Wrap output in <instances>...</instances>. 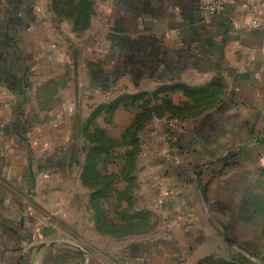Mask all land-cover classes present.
Returning <instances> with one entry per match:
<instances>
[{
    "label": "crops",
    "instance_id": "crops-1",
    "mask_svg": "<svg viewBox=\"0 0 264 264\" xmlns=\"http://www.w3.org/2000/svg\"><path fill=\"white\" fill-rule=\"evenodd\" d=\"M217 1L114 0L109 49L91 59L101 74H116L113 50L124 46L120 69L128 70L125 58L144 53L149 42L141 77L130 70L122 76L131 92H161V107L175 108L148 127L151 139L161 140V194L154 201L170 237L143 234L119 245L90 244L93 252L76 249L0 197V264H197L209 256L264 264V143L257 142L264 139V27L245 26L251 10L264 18V0H222L224 11L206 20L203 4ZM146 19L148 29L138 28ZM124 21L129 26L119 28ZM210 162L201 177L206 205L197 174ZM41 242L48 245L39 249Z\"/></svg>",
    "mask_w": 264,
    "mask_h": 264
},
{
    "label": "rangeland",
    "instance_id": "rangeland-1",
    "mask_svg": "<svg viewBox=\"0 0 264 264\" xmlns=\"http://www.w3.org/2000/svg\"><path fill=\"white\" fill-rule=\"evenodd\" d=\"M113 1L0 0V197L76 249L143 234L170 237L154 201L161 194V140L148 133L151 119L142 122L171 110L161 107V92H131L122 76L130 70L141 77L149 42L144 53L125 58L128 70L120 69L124 46L113 50L116 74H101L91 60L109 49ZM146 20L138 28L148 29ZM141 94L128 106L107 108ZM97 145L103 148L94 155ZM207 258L226 261L209 256L197 264Z\"/></svg>",
    "mask_w": 264,
    "mask_h": 264
},
{
    "label": "trees",
    "instance_id": "trees-1",
    "mask_svg": "<svg viewBox=\"0 0 264 264\" xmlns=\"http://www.w3.org/2000/svg\"><path fill=\"white\" fill-rule=\"evenodd\" d=\"M185 92H186V94H188V95H190V94H192L193 95V92H191L190 90H185ZM195 92V91H194ZM196 94L197 93H194V97L195 98H197L196 97ZM142 96H145L144 94H141V96H132V95H125V96H123V97H121V98H123L122 100H116V101H113V102H111L110 104H109V106L107 107L108 109H110V111H115L116 109H118L120 106H122V105H124V106H128L130 103H129V101L130 100H133V101H135V100H137L139 97H142ZM120 98V99H121ZM126 100V101H125ZM125 101V102H124ZM165 105H168V104H165ZM169 106V105H168ZM175 108L173 107V106H169V110H171V111H173ZM196 109H198V110H201L202 109V106L200 105V106H198V108H196ZM189 110H190V108H188L187 107V109L185 110V111H187V112H189ZM152 118V115L150 116V113H148V117L146 118V117H144L143 118V124H144V122H146V121H148L149 119H151ZM104 136V138L105 139H107L110 143L112 142V138L111 137H108V135H106V134H103ZM103 148V146H96V147H94V150H93V153H94V155H96V154H98L99 152H100V150ZM31 180V179H30ZM204 262V263H203ZM200 264H256L255 262H253V261H251V260H248V259H245V260H242V261H237V260H235V261H231V262H227V261H224V262H221V263H219V262H213V260L212 259H205L204 261H202Z\"/></svg>",
    "mask_w": 264,
    "mask_h": 264
},
{
    "label": "built area",
    "instance_id": "built-area-1",
    "mask_svg": "<svg viewBox=\"0 0 264 264\" xmlns=\"http://www.w3.org/2000/svg\"><path fill=\"white\" fill-rule=\"evenodd\" d=\"M202 11L204 15L210 16L212 14H219L224 11L223 2L220 0L217 2H211V4H206L202 6ZM245 26L252 28L264 27V18L260 17L254 11L248 12V17L245 19ZM177 155H175L176 157Z\"/></svg>",
    "mask_w": 264,
    "mask_h": 264
},
{
    "label": "water",
    "instance_id": "water-1",
    "mask_svg": "<svg viewBox=\"0 0 264 264\" xmlns=\"http://www.w3.org/2000/svg\"><path fill=\"white\" fill-rule=\"evenodd\" d=\"M257 142H258V143H264V139H262V140L259 139ZM245 147H246V145L238 146V147H236V148H233L232 150H230V151L228 152V154L235 153V152H237L238 150H241V149H243V148H245ZM211 163H212V162H210V163H208L207 165H205L204 167H202V168L199 170L198 174H197V184H198V188H199V190H200V192H201L202 199H203V201H204V203H205L206 205H207L208 202H207V197H206L205 190H204L203 185H202V179H201V177H202L203 172L207 169V167H208ZM47 245H48L47 242H41V243L38 244V248L41 249L42 247H45V246H47Z\"/></svg>",
    "mask_w": 264,
    "mask_h": 264
}]
</instances>
